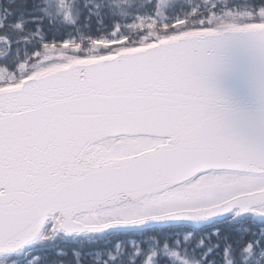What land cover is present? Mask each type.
Listing matches in <instances>:
<instances>
[{
  "label": "snow or ice",
  "instance_id": "6c2138e0",
  "mask_svg": "<svg viewBox=\"0 0 264 264\" xmlns=\"http://www.w3.org/2000/svg\"><path fill=\"white\" fill-rule=\"evenodd\" d=\"M0 264H264V0H0Z\"/></svg>",
  "mask_w": 264,
  "mask_h": 264
},
{
  "label": "water",
  "instance_id": "95a60500",
  "mask_svg": "<svg viewBox=\"0 0 264 264\" xmlns=\"http://www.w3.org/2000/svg\"><path fill=\"white\" fill-rule=\"evenodd\" d=\"M237 100L241 105L245 107H249L253 103V97L251 95V92L247 88H241L238 90Z\"/></svg>",
  "mask_w": 264,
  "mask_h": 264
}]
</instances>
